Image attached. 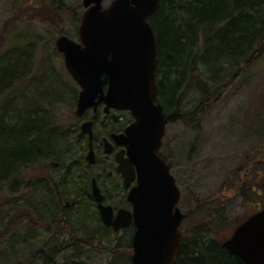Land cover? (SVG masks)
<instances>
[{
  "label": "rangeland",
  "instance_id": "obj_1",
  "mask_svg": "<svg viewBox=\"0 0 264 264\" xmlns=\"http://www.w3.org/2000/svg\"><path fill=\"white\" fill-rule=\"evenodd\" d=\"M108 4V1L102 3L103 6ZM83 10V0H0V56L28 49L30 61L28 69L14 82L10 100L13 103L25 97L33 85L42 87L52 79L61 83L63 97L49 109L65 129L76 125L80 129L81 122L91 120L94 115L90 111L83 118L75 115L80 88L64 68L63 55L55 45L60 35L77 41ZM53 93H57L55 97L60 96L58 91L53 90ZM98 113L100 127L111 121L126 124L132 118L128 111L105 114L100 108ZM194 119L187 124H167L160 154L170 165L180 190L178 208L183 214L182 238L190 242L195 231L201 233L202 230L213 240L223 242L249 214L264 209V189L260 190L259 196L248 194L247 198H242L239 194L244 184L247 187L250 181L260 183L262 179L256 180L255 174L264 172V58L246 67L222 96ZM106 134L107 131L94 129L96 139ZM77 145L72 149L74 152ZM102 147L94 150L95 161L99 162L92 174L96 178L98 171L107 164L106 160L112 159ZM51 162H40L23 169L18 182L25 184L36 177L60 180L63 171L54 169ZM252 165L255 167L251 168ZM114 179L109 176L99 181L101 184L97 183L105 203L117 210L123 207L127 190L118 177L112 182ZM14 182L5 184L0 190V264H17L20 260L22 263L26 258H33V264H44L42 258H52L58 263L78 258L107 264L111 258L109 250L118 242L125 244L129 239L130 248L128 252L124 251L129 254L130 264L134 229L131 227L127 235L124 230L113 232L107 228L113 234L101 230L94 199V205L89 208L94 219L87 227L89 234L84 236L74 231L76 242L60 224L50 225L53 219L50 216L40 220L32 210L38 205L35 191L24 187L15 193L9 189L15 187ZM19 196L23 207H14L12 204L19 201ZM68 200L70 203L72 198ZM65 202L56 200L55 208L61 210ZM28 203L31 204L29 208L26 207ZM124 207L129 208V204ZM211 222L213 226L209 230L207 226ZM91 240L93 242L89 243ZM119 253L124 255V252Z\"/></svg>",
  "mask_w": 264,
  "mask_h": 264
},
{
  "label": "trees",
  "instance_id": "obj_2",
  "mask_svg": "<svg viewBox=\"0 0 264 264\" xmlns=\"http://www.w3.org/2000/svg\"><path fill=\"white\" fill-rule=\"evenodd\" d=\"M149 24L155 35L159 61L156 74L158 102L168 123L194 121L222 96L246 67L264 58V0H161L156 13L149 18ZM16 51H7L0 56V190L15 180V187L9 188L13 192L24 187L35 191L38 205L31 206L34 213L40 220L50 216L53 218L50 225L60 224L76 240L74 231L87 236V227L94 220L89 212L90 205H94L91 181L96 178L92 174L99 162L88 165L84 154L88 150L86 137L78 136L77 125L63 128L49 109L63 97L61 83L52 79L42 87L33 85L25 97L12 103L11 88L30 62L28 49ZM53 90L60 96L55 97L57 93ZM97 118L95 114L92 122L98 132H117L125 124L111 121L100 127ZM75 145L76 152L72 150ZM96 145L93 142L97 151ZM49 161H53L54 169L63 171L60 180L36 177L24 185L18 182L23 169ZM106 163L103 170L98 171V182L109 176L117 179L112 159ZM253 165L251 168L255 167ZM256 176V180H262L260 183L250 181L247 187L244 184L239 191L242 198H247L248 194L259 196L260 190L264 189V172H257ZM20 197L12 204L14 207H23ZM69 198L72 201L67 203ZM60 199L66 201L61 210L54 204ZM27 205L29 208L31 204ZM98 221L101 230L113 234ZM212 226L211 222L207 227L210 230ZM131 230L125 229L124 235ZM193 237L187 242L181 235L175 264H244L223 248L221 241L213 240L202 230L201 233L195 231ZM85 239L87 237L82 240ZM129 248L130 239L125 244L118 242L109 250L111 258L107 264H129ZM42 260L44 264H95L78 258L60 263L52 258ZM20 261L17 264H33V258Z\"/></svg>",
  "mask_w": 264,
  "mask_h": 264
},
{
  "label": "water",
  "instance_id": "obj_3",
  "mask_svg": "<svg viewBox=\"0 0 264 264\" xmlns=\"http://www.w3.org/2000/svg\"><path fill=\"white\" fill-rule=\"evenodd\" d=\"M102 2L83 0L77 41L65 35L55 41L64 68L80 88L75 115L81 118L103 104L106 114L128 111L133 119L124 132L111 136L123 147L114 160L116 173L129 188L131 209L114 212L105 205L95 178L92 197L105 227L114 232L133 227L130 264H175L181 248V195L159 154L167 119L158 102L159 61L149 24L161 0H111L105 7ZM92 124L84 121L80 126V135L88 138V165L95 163ZM103 145L106 153L112 151L107 139ZM222 247L244 264H264V209L239 224Z\"/></svg>",
  "mask_w": 264,
  "mask_h": 264
},
{
  "label": "flooded vegetation",
  "instance_id": "obj_4",
  "mask_svg": "<svg viewBox=\"0 0 264 264\" xmlns=\"http://www.w3.org/2000/svg\"><path fill=\"white\" fill-rule=\"evenodd\" d=\"M106 1H108L109 3L111 2V0H103V2L102 3H104V2H106ZM106 6V5H105ZM100 108H102V111H103V108H104V105L103 104H100L98 107H97V109L94 111L93 109H91V110H89L90 112H92V114H99L98 113V110L100 109ZM87 113V112H86ZM93 115V116H94ZM92 120V119H91ZM83 121H86L85 119L83 120ZM132 122V118H131V120L129 121V122H127L126 124H124L123 125V127L121 128V130H119V131H117V132H113V131H108V134H106L105 136H103L101 139H96L97 137L95 136V135H93V142H95V141H97V144L98 145H96L97 146V148L98 149H101V145L103 146L102 148L104 149V145H103V139H107L111 144H112V151L109 153L110 155H112V161H113V169H114V173H115V175L121 180V182H122V178H121V176L119 175V174H117L116 173V163H115V160H114V154L116 153V152H118V151H120V150H122L123 149V147L122 146H117L114 142H113V140H112V138H111V136L113 135V134H120V133H122V132H124V129L130 124ZM119 123V122H118ZM93 126H94V124H93ZM93 131H94V128H93ZM78 136H80V137H86V135H80V131H79V135ZM87 139V138H86ZM99 140H100V142H99ZM99 143H101V145H99ZM97 149V150H98ZM95 156H96V154H95ZM97 160V159H96ZM96 162V161H95ZM115 167V168H114ZM96 179V178H95ZM96 182H97V179H96ZM135 184V181L133 182V184L132 185H134ZM97 185H98V183H97ZM122 186H123V183H122ZM98 187H99V185H98ZM100 188V187H99ZM101 190V189H100ZM126 190H127V192H126V194H125V196H124V204H125V202H127V193H128V190H129V188H126ZM101 193H102V191H101ZM104 202V204L105 205H109V204H106L105 203V200L103 201ZM110 206H112V205H110ZM130 206V205H129ZM112 208H113V210L116 212L118 209H121V208H124V209H128V208H126V207H121V208H118L117 210L112 206ZM131 208V207H130ZM77 241V240H76ZM78 242H79V240H78Z\"/></svg>",
  "mask_w": 264,
  "mask_h": 264
},
{
  "label": "bare ground",
  "instance_id": "obj_5",
  "mask_svg": "<svg viewBox=\"0 0 264 264\" xmlns=\"http://www.w3.org/2000/svg\"><path fill=\"white\" fill-rule=\"evenodd\" d=\"M151 28H152V27H151ZM152 31H153V30H152ZM153 34H154V33H153ZM154 37H155V35H154ZM123 187H124V186H123ZM124 188H125V187H124ZM125 189H126V188H125ZM102 195H103V194H102ZM91 196H92V193H91ZM103 199H105V198H104V195H103ZM130 258H131V257H130Z\"/></svg>",
  "mask_w": 264,
  "mask_h": 264
}]
</instances>
